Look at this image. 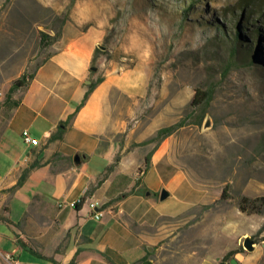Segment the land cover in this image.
Segmentation results:
<instances>
[{
    "label": "rangeland",
    "instance_id": "rangeland-1",
    "mask_svg": "<svg viewBox=\"0 0 264 264\" xmlns=\"http://www.w3.org/2000/svg\"><path fill=\"white\" fill-rule=\"evenodd\" d=\"M84 37L96 51L88 86L108 79L116 101V128L105 143L119 147L110 146V161L125 156L117 169L135 183L149 178L138 192L150 191L156 202L163 186L185 178L174 188L180 201L173 211L137 226L153 246L152 264H200L209 253L222 262L247 236L261 243L264 0H0V126L13 83ZM198 92L211 100L194 105ZM178 122L183 126L159 145L141 144ZM150 154L155 161L143 172ZM243 197L251 200L246 212ZM16 210L10 218L18 222ZM11 236L2 225V251L17 247ZM19 258L27 264L29 254ZM0 264L15 263L0 254Z\"/></svg>",
    "mask_w": 264,
    "mask_h": 264
},
{
    "label": "crops",
    "instance_id": "crops-1",
    "mask_svg": "<svg viewBox=\"0 0 264 264\" xmlns=\"http://www.w3.org/2000/svg\"><path fill=\"white\" fill-rule=\"evenodd\" d=\"M81 39L39 67L0 126V227H10L17 246L12 252L0 249V254L15 264H25L19 258L23 252L29 254L27 264H68L73 259L76 264H144L153 246L137 226L173 211L171 206L180 201L174 188L185 178L176 176L170 182L175 187H162L172 201L161 204L160 199L153 201L150 191L145 196L138 192L141 185L150 186L149 178L135 183L125 169H117L124 167L125 156L118 164L116 156L110 161V146L115 151L119 147L117 141L105 143L116 128V101L109 80L104 79L82 104L96 51L91 39ZM72 114L69 124L62 125ZM60 126L62 137L51 139ZM24 130L39 144L25 143ZM104 162H110L105 171ZM31 166L24 184L10 191ZM161 182L162 178L156 185L162 186ZM126 191L131 193L120 198ZM82 197L86 201L79 209L69 206ZM91 202L104 210L101 219L94 218ZM15 207L21 217L18 222L10 218ZM233 251L224 264H264V240L255 243L253 251ZM220 261L209 253L200 264Z\"/></svg>",
    "mask_w": 264,
    "mask_h": 264
},
{
    "label": "trees",
    "instance_id": "trees-1",
    "mask_svg": "<svg viewBox=\"0 0 264 264\" xmlns=\"http://www.w3.org/2000/svg\"><path fill=\"white\" fill-rule=\"evenodd\" d=\"M93 61H95V58H94ZM34 77H35V74H32L31 76H28V75L24 74V75H22L20 78H18L13 83V85L11 86V88H10V90L8 92V98L6 100L7 104L8 105L10 104L11 108L16 107L18 105V101L12 100V96H13L14 92L17 89H21V88L27 87L30 84V82L34 79ZM102 81H103V79H99V80H96V81H92L91 82V84L88 86V90H87V92H86V94L84 96V100H83L82 104H84L87 101L89 95L97 87V85H99ZM199 93H200V98L197 95L194 97V100H193V104L194 105H197L198 106V105L202 104L205 101H210L211 100V94L209 92H202V93L201 92H198V94ZM73 117H74V114L70 115L69 118L66 121H63L62 122V125L67 126ZM182 126H183L182 122H178V123L173 124L171 126L162 127V128H160V129L157 130L155 136H153V137L145 140L141 144L142 145H147V144H149L151 142L157 141L158 142V145H159L166 137H168L169 135H171L172 133H174L179 127H182ZM63 132H64V128H62V126H60L59 127V131L56 134H53L51 136V139L61 138ZM145 163H146V166H145L144 171H146L147 169H149V167L151 165V154L146 157ZM32 168H33V166H31L30 168H26L22 172V175H21L18 183L13 188H11L10 191H15L17 188L21 187L24 184V182H25L26 178L28 177V175H29V173H30V171H31ZM222 198H228V196L226 194V190H224V192L222 194ZM85 201H86V198L85 197H82L81 198V202L79 204H77L75 206V208L79 209L80 206ZM250 201L251 200L249 198L243 197V199L239 203L240 210L243 211V212H246L247 211V208H246L245 204L249 203ZM3 219L6 220L7 222L9 221L6 217H4ZM263 229H264V225L262 227V230ZM255 243H257V242L255 241ZM239 249L245 251V249L243 248V246L241 248H239ZM234 254H235V251H233V250L230 251V252H228L223 257V260H222L221 264H224V262L228 261ZM68 264H76V260L73 259Z\"/></svg>",
    "mask_w": 264,
    "mask_h": 264
},
{
    "label": "built area",
    "instance_id": "built-area-1",
    "mask_svg": "<svg viewBox=\"0 0 264 264\" xmlns=\"http://www.w3.org/2000/svg\"><path fill=\"white\" fill-rule=\"evenodd\" d=\"M1 96H2V93H0V98H1ZM22 138H23L24 142L27 144H31V145H38L39 144V141L32 137L29 130H24L22 132ZM80 202H81V198L77 201L71 202L69 204V206L74 208ZM60 206H62V205H60ZM90 206L92 208L94 218H96L97 220L101 219L102 216L104 215V210H101L99 203L98 202H91Z\"/></svg>",
    "mask_w": 264,
    "mask_h": 264
},
{
    "label": "water",
    "instance_id": "water-1",
    "mask_svg": "<svg viewBox=\"0 0 264 264\" xmlns=\"http://www.w3.org/2000/svg\"><path fill=\"white\" fill-rule=\"evenodd\" d=\"M93 69H95V68L93 67ZM89 82H90V81H89ZM207 125H209V124H207ZM76 160H77V161L80 160V157L77 156V157H76ZM148 194H149V193H148ZM169 197H170V192H169L166 188H163V189L161 190V193H160V196H159L160 201H165V200H167ZM243 246H244V248H245L246 250H248V251H253V250H254V246H255V241H254L251 237H248V236H247V237L244 239V241H243ZM149 250H150V251H153V248H152V247H149ZM233 263L236 264V262H234V261H233ZM144 264H152V262H151L150 260H147L146 262H144Z\"/></svg>",
    "mask_w": 264,
    "mask_h": 264
}]
</instances>
